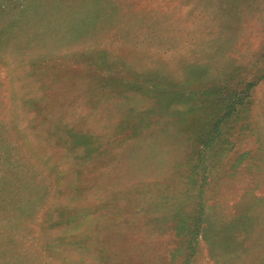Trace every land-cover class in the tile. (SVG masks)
Returning a JSON list of instances; mask_svg holds the SVG:
<instances>
[{
	"label": "rangeland",
	"instance_id": "1",
	"mask_svg": "<svg viewBox=\"0 0 264 264\" xmlns=\"http://www.w3.org/2000/svg\"><path fill=\"white\" fill-rule=\"evenodd\" d=\"M0 264H264V0H0Z\"/></svg>",
	"mask_w": 264,
	"mask_h": 264
},
{
	"label": "trees",
	"instance_id": "2",
	"mask_svg": "<svg viewBox=\"0 0 264 264\" xmlns=\"http://www.w3.org/2000/svg\"><path fill=\"white\" fill-rule=\"evenodd\" d=\"M70 221H73V220H70ZM89 238H90V237H89L88 233H86V234H85V239L88 240Z\"/></svg>",
	"mask_w": 264,
	"mask_h": 264
}]
</instances>
